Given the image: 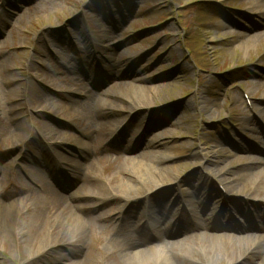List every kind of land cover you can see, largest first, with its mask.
<instances>
[{
    "label": "rangeland",
    "instance_id": "obj_1",
    "mask_svg": "<svg viewBox=\"0 0 264 264\" xmlns=\"http://www.w3.org/2000/svg\"><path fill=\"white\" fill-rule=\"evenodd\" d=\"M141 154L162 179L125 161ZM124 169L145 181L126 187L139 201L128 210L95 189ZM38 171L59 194L91 198L72 200L86 206L82 243L32 261L29 218L11 222L2 205L31 199ZM261 171L264 0H0V264L70 251L82 264H124L125 245L146 258L162 240L193 247L205 233L258 244L245 263L258 264ZM89 174L94 188H83ZM186 256L221 257L205 246Z\"/></svg>",
    "mask_w": 264,
    "mask_h": 264
},
{
    "label": "bare ground",
    "instance_id": "obj_2",
    "mask_svg": "<svg viewBox=\"0 0 264 264\" xmlns=\"http://www.w3.org/2000/svg\"><path fill=\"white\" fill-rule=\"evenodd\" d=\"M120 88L122 87L120 86ZM60 93L64 94V92ZM85 96H87V101H91L98 97V94L89 91ZM71 106L72 110L76 107L75 104ZM49 109L55 111L54 108L50 107ZM139 157V160H137V158H129L125 161L129 162V165L131 167H138L135 169V171L139 169L141 170V172L148 171L150 173L159 175L158 181L162 179V174L159 172V169L156 166H150L149 168L145 166L142 160L144 159V154ZM136 160L138 162H136ZM111 170L112 169H109L108 173L113 171ZM122 174L123 175L121 181L119 180V178H113L111 180L104 181L89 174L84 179L83 188H85L86 184L89 185V187L94 188V186H90L89 182L91 180H96L97 178V182H99L101 185L95 186V189L101 188L103 191L109 190L110 193L113 192L115 194V198L113 199L116 202L125 200L123 207L127 208L126 210H128L129 206L131 205L136 207L139 201L136 200V203L132 202L135 197H132L133 195L127 196L129 193H126V187H132V183H142L145 181L144 179H141L142 176L141 178H138L135 175L133 176L132 172L125 169ZM257 177L259 178V180L263 179L264 183V171H261ZM32 178L34 181L38 182L39 190L34 191L31 199L29 200H27V198H23L11 201L6 205H2V212L9 217L11 222L19 218L21 219L25 216L29 218V238L31 240V245H33L34 248L32 261H37L41 260L48 253L56 252L61 245L67 244L74 246L82 243V237L84 233L83 230L85 228L84 226L86 224V221L88 220L86 216V206L79 201L72 200L75 198H82L83 200H86L87 198L89 199L91 197L88 193L85 192L79 197H72L71 200V197H66L59 194L52 187V185L48 183L47 180H42V175L39 171L35 172ZM156 179L157 176L153 179V181L156 182ZM120 182H122V185L120 187L112 186V184ZM97 196L100 197V195ZM114 213L119 214L117 211H115ZM106 215V213H103L101 217H104ZM161 233L162 232L160 231L157 235L160 239ZM193 239L196 241L193 243V247H191L190 239L188 237H184L182 240L178 241L173 240L172 242H164L162 240L161 247L156 252H153L150 255H146V258L143 257L145 251L139 248L136 249L134 243L127 247L126 245L123 246L122 249L119 250L118 254L121 260L124 261V264H173L174 261L181 264H192L188 261L186 255L195 253L196 247L205 246L207 252L213 253L215 250L217 254L221 255L218 264H245L251 255L257 254L260 251V247L258 244L257 246L252 244L247 245L246 247H242L239 243V238L236 235L227 236L224 234L216 235L205 233L204 236L195 235ZM259 240L264 241V239ZM219 241L222 244L221 247H219ZM199 242H201V245H199ZM194 244L196 245L194 246ZM168 253L170 254V256ZM75 254V251H70V254H61L56 258L49 259L43 262H45L44 264H59L63 260H65L66 263L64 264H82V262L80 261L73 260ZM224 254L228 257V260L225 262L223 261L222 257L224 256ZM171 258H173V260H171ZM137 259L141 260L139 261ZM258 264H264V259H262Z\"/></svg>",
    "mask_w": 264,
    "mask_h": 264
}]
</instances>
